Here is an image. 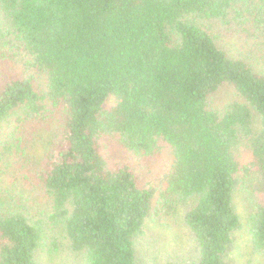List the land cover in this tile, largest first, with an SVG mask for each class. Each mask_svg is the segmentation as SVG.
I'll list each match as a JSON object with an SVG mask.
<instances>
[{
  "label": "trees",
  "instance_id": "16d2710c",
  "mask_svg": "<svg viewBox=\"0 0 264 264\" xmlns=\"http://www.w3.org/2000/svg\"><path fill=\"white\" fill-rule=\"evenodd\" d=\"M259 1L0 0V57L32 71L0 63V161L17 160L20 176L41 186L52 206L36 218L0 195V264H38L44 235L56 226L84 264H142L136 243L146 222L178 203L189 204L192 264H225L241 225L238 185L264 172ZM234 23L263 47H230L218 30ZM224 87L232 100L215 107ZM37 141L46 150L34 166L25 151ZM110 141L142 158L168 154L157 208ZM247 225L253 249L264 253V198Z\"/></svg>",
  "mask_w": 264,
  "mask_h": 264
},
{
  "label": "rangeland",
  "instance_id": "374dc122",
  "mask_svg": "<svg viewBox=\"0 0 264 264\" xmlns=\"http://www.w3.org/2000/svg\"><path fill=\"white\" fill-rule=\"evenodd\" d=\"M254 2L260 3L259 0H254ZM245 14L247 15L249 12L247 11ZM239 26L242 25L234 23L233 26H223L218 30V33L224 35L226 42L235 51L239 49L247 52L262 46L257 38L249 37V33L243 31ZM260 51L255 54L251 51L250 56L256 59V56L262 54ZM3 58V56L0 57L2 68L8 70L14 67V71H20L25 76L32 74V71L22 70L20 67L22 64L17 59H12V66L11 63H6ZM0 80H2L1 77ZM36 80L38 86H41L42 78L38 77ZM232 94L230 88H222L214 95L213 104L215 107L223 108L232 100ZM116 102L117 99L113 97L105 104V107L109 108ZM61 113L59 110L57 118ZM10 131H13V127L6 129L7 138ZM30 137V130L25 135L23 134L24 140ZM45 138H47V134ZM33 142L34 140L31 141L32 144ZM35 143L32 148H26L25 151V157L28 156L27 158L34 166L42 160L43 152L46 150L41 144L42 142ZM110 144L113 156L132 164L141 183L153 191L154 208H157L160 205V193L165 186V174L170 167L168 154L154 158H142L131 153H124L117 145L115 146L113 141H110ZM49 147L50 145H48ZM240 153L242 156V151ZM18 165L17 160L10 157L7 161H0V195H7L15 209L22 210L20 205H23L29 212L37 215L36 218H46L47 213L52 211L50 198L41 186L30 185L20 176L17 170ZM263 198L264 172H252L242 177L234 199L241 225L233 234L231 247L224 258L225 264H264V253L253 249L247 225L252 207ZM188 208L189 204L178 203L168 214H164L162 209L158 211L159 213L157 210L154 211L144 226V232L137 238L138 258L142 264H192L195 261L198 249L185 219V212ZM44 239L46 241L44 248H39L37 252L38 264H84L82 256L70 249L68 239L61 226L48 229ZM53 241L57 243L56 247L52 246Z\"/></svg>",
  "mask_w": 264,
  "mask_h": 264
}]
</instances>
